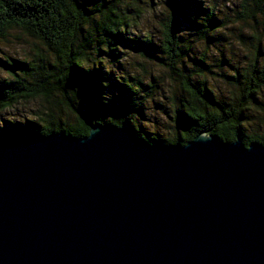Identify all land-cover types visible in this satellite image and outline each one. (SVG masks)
<instances>
[{"label": "water", "instance_id": "water-1", "mask_svg": "<svg viewBox=\"0 0 264 264\" xmlns=\"http://www.w3.org/2000/svg\"><path fill=\"white\" fill-rule=\"evenodd\" d=\"M0 264H264V146L0 139Z\"/></svg>", "mask_w": 264, "mask_h": 264}, {"label": "trees", "instance_id": "trees-1", "mask_svg": "<svg viewBox=\"0 0 264 264\" xmlns=\"http://www.w3.org/2000/svg\"><path fill=\"white\" fill-rule=\"evenodd\" d=\"M239 7L237 23L264 21V0H242ZM157 10L154 41L137 29ZM220 15L216 4L204 0H0V41L18 30L43 46L20 61L0 57L6 74L0 79V139L58 132L83 138L94 125L126 124L147 143L184 146L208 131L220 144L239 138L244 147L264 146V50L257 30L252 59L241 71L224 58L213 65L204 52L193 53L196 43H215L217 32L227 29ZM131 56L165 71L166 93L161 80L142 63L135 67ZM207 75L230 86L229 95H216ZM34 101L43 108L33 120L5 117ZM151 104L171 125L166 139L141 127Z\"/></svg>", "mask_w": 264, "mask_h": 264}, {"label": "rangeland", "instance_id": "rangeland-1", "mask_svg": "<svg viewBox=\"0 0 264 264\" xmlns=\"http://www.w3.org/2000/svg\"><path fill=\"white\" fill-rule=\"evenodd\" d=\"M204 1L216 4L217 8L221 11L220 16L226 18L225 22L227 23V29L217 32V40H215V43L212 41L211 43L213 44L210 43V45H204L203 43H196L193 47V53L196 56H199V54L204 52L207 54L209 64L213 63V65L219 63L224 58L229 66L241 71V69H243V67H245V65L252 59V46L256 44L255 41H251V36L254 34V30H257V35L262 37L260 46L261 49L264 50V21L260 19L256 23H252L250 20L248 24L237 23L235 20L236 11H239V4L242 0ZM159 11L160 10H157L155 14L150 13L146 15L141 26L137 29V32L145 36H151L154 41H157L159 38L157 31L158 20L160 18ZM239 36L240 38H238ZM35 46L39 47V49H43V46L38 44L31 37L16 30L11 32L10 36L7 37L5 41H0V57H10L20 61L25 57L30 56L34 51ZM130 62L132 64L142 63L145 65L149 72H152L155 77H158L161 80L158 84L161 86L164 93H166L169 80L165 71L149 63H145L137 57L131 56ZM134 65L137 67L136 64ZM229 66H225L222 69L225 71V74L231 75L233 71H231ZM217 72H219V70ZM4 78H6V74L4 71L0 70V79ZM207 81L209 87L214 90L216 95H229L231 91L230 86L220 78L213 75H207ZM162 95L163 92H161V96ZM42 108L43 104L40 101L21 104L8 111L5 114V117L16 121H24V119L33 120L34 113L42 110ZM260 117L263 118L264 122V115L260 114ZM147 118L148 122L144 121L141 123V127L145 132L156 134L163 139H166L171 135L169 131L171 125H169L168 120L164 113H162L161 109H158V107L151 104Z\"/></svg>", "mask_w": 264, "mask_h": 264}]
</instances>
